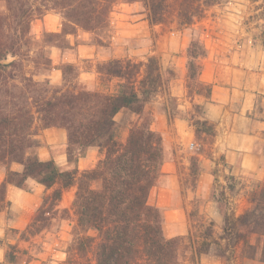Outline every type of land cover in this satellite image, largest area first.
I'll use <instances>...</instances> for the list:
<instances>
[{"label":"trees","instance_id":"1","mask_svg":"<svg viewBox=\"0 0 264 264\" xmlns=\"http://www.w3.org/2000/svg\"><path fill=\"white\" fill-rule=\"evenodd\" d=\"M121 0H0V165L21 166V171L9 170L0 184V212L10 206L8 188L32 192L33 181L46 192L42 204L24 230L10 227L6 231V250L2 264H30L28 248L18 241L29 242L54 226L59 219L69 218L60 209L65 192L76 188L73 201L76 223L73 239L66 252V264H181L184 237L168 238L165 234L163 211L149 204L162 166L169 160L163 136L152 129L153 117L146 106L166 85L159 58L152 56L141 70L132 61L113 60L105 63L102 72L119 78L122 83L116 94H104L87 89L62 90L47 87L49 83L34 81L23 73V61L45 56L44 47L71 49L67 35L75 28L86 31H108L110 15ZM129 4L142 2L151 23H162L172 6H177L181 24L191 25L204 14L202 5L211 6L219 0H124ZM257 6L258 17L264 21V0ZM49 11L63 16V33H44L42 42L33 34V22ZM72 27V31H69ZM41 46L40 49L36 48ZM193 58L204 55L195 48ZM35 55V56H34ZM16 58L9 64L2 61ZM66 81L74 67L63 65ZM18 82L25 89H15ZM127 115L129 134L120 142L121 125L118 114ZM44 129L62 128L67 132V160L71 168L61 169L51 159L41 160L35 122ZM199 125V122L197 123ZM201 123V127L207 126ZM207 130H210L207 127ZM212 131V130H211ZM208 132V131H207ZM103 154L93 168L80 172L78 163L88 151ZM9 211V218L11 216ZM254 210L239 218L243 226L258 230L259 220ZM264 220V219H263ZM264 227V221L261 225ZM206 240L193 247V258L210 252L212 247L221 256L223 245L207 234ZM189 236V237H188ZM187 237L190 239V234ZM10 239L16 240L11 243ZM243 245L248 240L243 237ZM3 241H0V244Z\"/></svg>","mask_w":264,"mask_h":264},{"label":"rangeland","instance_id":"2","mask_svg":"<svg viewBox=\"0 0 264 264\" xmlns=\"http://www.w3.org/2000/svg\"><path fill=\"white\" fill-rule=\"evenodd\" d=\"M193 3L198 5L200 2L194 0ZM260 3L252 0H219L211 6L202 5L204 14L195 18L191 25H184L180 23L176 5L167 12L162 23H151L144 3H133L144 14L137 20V17L131 18L129 15L132 11L129 3L121 0L111 12L108 31L75 28L74 35H67L71 49L45 46V56L51 61V66L46 63V57L41 56L23 61L25 75L34 81L49 83L42 89H87L116 94L122 80L104 74L102 68L105 63L113 60L132 61L141 65V70H144L150 57L159 58L167 83L147 104L146 111L153 117L152 129L159 128L163 131L161 133L157 130L166 143L169 158L167 162L181 163L176 187L180 189L181 200L185 203L187 222L181 218L183 215L177 213L170 214L168 227L165 221V234L168 238H186L182 244L184 259L181 264H264V227L261 226L264 221V175L247 173L239 162L232 161L230 154L219 152L215 145L217 123L209 117L216 120L221 113L217 109L207 108L206 104L201 103L203 98L199 97L211 94V86L203 83L201 72L205 58L216 51L215 46L222 50L234 41V47L238 44L240 51L251 55L254 63L260 64V71L264 72V21L258 17L257 10ZM3 9L0 4V10ZM63 21L59 11H49L43 18L36 19L33 22L35 40L42 42L45 32L63 33ZM68 30L72 31V27ZM81 44L86 45V49H78ZM193 47L197 52L203 51L204 55L193 58L189 53ZM40 48L39 44L36 50ZM82 54L85 57H81ZM7 59L13 61L16 58L9 56ZM63 65L74 67L66 81L62 76ZM17 83L18 87L15 89H25L23 83ZM159 114L162 116L159 117ZM128 118L124 113L116 117L121 125L119 140L123 143L129 134ZM204 121L208 124L203 128L201 123ZM35 129L37 138L42 137L41 141H50L51 138L56 140L54 148L46 145L41 156L56 157L57 163L63 165L66 161V146L61 144L62 136L45 133L46 129L39 119L35 122ZM192 142L196 144V148L185 150L184 143L188 147ZM96 160L97 157L93 158L94 164L90 163L83 170L79 168V171L93 168L98 163H95ZM68 168L71 166L68 165ZM9 170L21 171L22 168L17 164L10 167L0 165V184ZM162 185L173 186V182L161 171L154 187ZM29 187L32 193L36 192V185L30 183ZM22 191L21 204L30 203L26 198L28 192ZM67 192L60 209L66 211L67 214L64 215L69 214V218L59 219L54 226L41 232L36 240L32 238L29 243L18 241L21 247L29 249L33 259L46 258L44 264H66V252L72 243L76 223L73 209L76 188ZM40 194L42 196L43 193ZM252 210L256 213L252 220H259L258 230H254L255 232H252L250 226H243L238 221L247 211ZM23 211L21 217L25 228L37 209L29 213ZM17 219L15 213L10 216L11 222ZM185 224L188 233L182 236L171 235L174 227L183 230ZM6 231L7 228L4 231L2 226L0 241H3L1 244L5 250ZM207 234H212L213 239L223 245L224 255L218 254L213 246L209 253L194 259L193 247L204 240L210 241L206 240ZM243 237L248 240V246L243 245ZM10 242L17 241L10 239ZM51 260L54 263H49Z\"/></svg>","mask_w":264,"mask_h":264},{"label":"crops","instance_id":"3","mask_svg":"<svg viewBox=\"0 0 264 264\" xmlns=\"http://www.w3.org/2000/svg\"><path fill=\"white\" fill-rule=\"evenodd\" d=\"M128 5L132 8L129 14L131 18L137 17V20L142 18L144 14L141 13L136 5ZM134 13L136 14L134 15ZM119 16L124 17V15ZM232 42L234 41H231L222 50L215 46L214 49L216 51L209 53L205 58L201 80L205 85L211 86V94L204 97L199 95V97L203 98L201 103L206 104L207 108L210 110L217 109L221 113L219 119L215 120L209 117L210 120H214L217 123L218 136L215 145L218 146L219 152L225 155L230 154L232 161L235 163L239 162L240 167L247 173H260L264 175V72L260 71V64L254 63L251 55L241 52L240 46L237 44L234 47ZM86 47V45L81 44L78 49L84 50ZM83 56L85 57L82 54L81 57ZM160 116L162 114H159ZM153 130L163 132L159 128ZM46 132H51L52 136L60 134L63 138V143L61 144H64L67 149L66 130L62 128H50L46 129ZM40 137L41 147L38 153L41 160L48 161L53 159L61 169H67L69 165L67 154L63 165L57 163L56 157L49 155V157L43 158L41 156L43 148L46 145L49 148H54L56 140L51 138L50 141L48 139L47 141L45 139L41 141ZM190 144L187 147L184 143V149L189 150ZM96 157L95 163L103 158V154L97 149L89 150L87 155L80 159L78 163L79 168L81 170L88 168L89 164L93 162V158ZM180 165V161L165 163L161 168L162 174L173 182V186L162 185L153 187L149 196V204L163 211L167 227L169 226L168 219L171 213L183 215L181 218L185 223L187 222V213L184 208L185 203L181 200L180 189L178 186L176 187V181L179 179ZM31 184L36 185L37 190L35 193H27L28 197L26 198L29 199L30 203L25 204H21L20 202V196L23 195L21 189L13 186L8 188L7 200L10 202V206L0 212V236L2 226L4 227V231L10 227L24 230L30 222L24 228L21 217L22 211L24 210L23 213L26 211L29 213L41 206L42 197L46 189L33 181ZM40 193H43L42 196ZM59 207L62 208V204ZM9 211L12 214H17L18 219L11 222ZM178 228H173L174 232L171 234L172 236H182L188 233L187 224H185L183 230ZM38 237L39 235L33 238V240H36ZM4 256L5 248L0 244V264L4 262ZM45 261H47L46 258L41 260L33 259L30 264H44ZM49 263L54 262L51 260Z\"/></svg>","mask_w":264,"mask_h":264},{"label":"built area","instance_id":"4","mask_svg":"<svg viewBox=\"0 0 264 264\" xmlns=\"http://www.w3.org/2000/svg\"><path fill=\"white\" fill-rule=\"evenodd\" d=\"M196 148V144L195 143H191L189 146L190 150H194Z\"/></svg>","mask_w":264,"mask_h":264},{"label":"water","instance_id":"5","mask_svg":"<svg viewBox=\"0 0 264 264\" xmlns=\"http://www.w3.org/2000/svg\"><path fill=\"white\" fill-rule=\"evenodd\" d=\"M11 61H12V60H10V59H5V60L2 61V63H3V64H9Z\"/></svg>","mask_w":264,"mask_h":264}]
</instances>
